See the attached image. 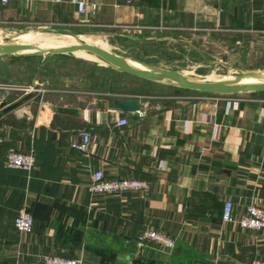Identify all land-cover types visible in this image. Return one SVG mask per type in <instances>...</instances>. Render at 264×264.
<instances>
[{"label":"crops","instance_id":"crops-1","mask_svg":"<svg viewBox=\"0 0 264 264\" xmlns=\"http://www.w3.org/2000/svg\"><path fill=\"white\" fill-rule=\"evenodd\" d=\"M85 1L98 5L96 14L80 15L70 0H0V24L87 28L132 40L194 31L197 53L206 48L193 55V67L264 68V0ZM118 24L148 28L134 36ZM36 65L17 77L16 66H0V99L9 104L25 96L24 88L44 89L0 110V264H45L44 255L82 257L83 264L264 259V231L223 222L226 200L237 219L250 203L264 206L263 98L178 94L151 101L104 93L84 100L81 77ZM117 97L141 100L138 119L114 108ZM121 117L130 123L116 126ZM87 132L89 152L73 149V136ZM30 147L34 170L5 167L9 149ZM96 169L145 179L151 190L95 196L88 182ZM26 202L36 222L32 233L20 234L14 218ZM148 225L176 237L174 250L140 249L137 237Z\"/></svg>","mask_w":264,"mask_h":264},{"label":"rangeland","instance_id":"rangeland-1","mask_svg":"<svg viewBox=\"0 0 264 264\" xmlns=\"http://www.w3.org/2000/svg\"><path fill=\"white\" fill-rule=\"evenodd\" d=\"M57 26V25H40L31 24L27 22H16L15 24H0V41L16 40L18 34L28 31H41L44 27ZM60 27V26H59ZM73 30L77 31V37L88 36L89 42L99 47H104L117 54L130 55L134 59L142 60L147 63L156 64L165 68H171L179 70L184 73H189L193 76L204 78L210 77L212 79H221L222 77L238 76L240 71L236 73H229L225 67L217 66V68H211L206 63L202 62L201 58L196 59L197 63L201 66L198 68L193 67L192 57L193 55H204L205 48H201V53H197V46L192 43L191 38H195L194 31H187L186 33L178 32L176 35L164 34L159 36L154 33L149 35V39L132 40L127 39L124 36H116L106 31H97L93 29H82L74 27ZM193 33V34H192ZM9 35V36H8ZM14 35V36H13ZM173 36V37H171ZM44 40V36L38 35V39H34L26 44L34 45L41 43ZM17 41V40H16ZM78 53L68 55H51L49 57L44 56H0V66H16L14 68V77L20 75L23 71L21 68L26 69L23 73H27L29 70H33L39 64L40 67L43 64L57 65L56 69L60 70L61 75H72L74 77H81L83 83L80 85L83 89L80 90L84 93L83 99H93L92 95L107 94V96L123 95L133 96L135 93L140 96L141 99L156 101L158 98L165 95H198V96H212L213 94H201L190 90H182L177 87L171 86L166 88L160 84L152 83L147 80H143L138 77H134L123 72H118L110 66H104L96 64L92 61L77 56ZM28 65V67H27ZM43 70L49 69L48 72L54 69L49 68L46 65ZM197 67V65H196ZM264 69V68H262ZM48 76V73L46 74ZM74 84V82H72ZM80 84V83H79ZM168 87V86H167ZM75 95V92L70 93ZM82 94V93H81ZM88 95V96H86ZM250 96L253 98L260 97L264 99V95L259 93H246L239 94ZM160 96V97H158ZM221 96V95H214ZM231 97V96H230ZM54 98V97H53ZM44 262V261H43ZM46 264V263H45Z\"/></svg>","mask_w":264,"mask_h":264},{"label":"built area","instance_id":"built-area-1","mask_svg":"<svg viewBox=\"0 0 264 264\" xmlns=\"http://www.w3.org/2000/svg\"><path fill=\"white\" fill-rule=\"evenodd\" d=\"M7 1V0H5ZM58 2L61 0H57ZM72 4L76 6L77 12L80 15L86 14L90 11L96 14L98 5L95 3H87L85 0H70ZM117 30L127 32L132 35L139 34L143 27L138 24H118L113 26ZM40 91L44 93V89L35 86L24 88L26 94ZM25 94V95H26ZM130 123L129 117L116 118L115 125L120 127L121 125H127ZM91 141V134L89 132L83 133L80 136L74 135L71 147L78 151L88 153L89 144ZM36 152L33 147L28 150H15L9 149L6 154L5 167L9 169H25L27 171L34 170L36 167ZM88 188L90 192L95 196H112L115 198H123L128 193L144 192L148 194L151 190V185L148 181L142 178H130L122 177L115 178L109 177L102 169H96L92 172L89 179ZM104 207L99 208L103 210ZM233 202L226 200L223 209V222L237 223L240 227L248 230H262L264 231V206L261 204L250 203L246 206L244 215L242 218L237 219L232 212ZM14 225L17 231L22 234H29L33 232L35 227V218L28 209L27 202L21 211L14 218ZM152 244L153 246L160 247L166 250H174L176 245V237L170 234L155 229L151 225L146 226L139 236L137 237V245L140 249ZM44 263L46 264H83L84 260L82 257H64L60 255H44L42 256ZM241 264H264V259H249L244 260Z\"/></svg>","mask_w":264,"mask_h":264},{"label":"water","instance_id":"water-1","mask_svg":"<svg viewBox=\"0 0 264 264\" xmlns=\"http://www.w3.org/2000/svg\"><path fill=\"white\" fill-rule=\"evenodd\" d=\"M41 31L46 33H55L60 35H73L77 36V31L71 28L50 26L44 27ZM77 52H88L98 55L101 58L106 59L115 67L116 71L123 72L125 74L147 80L152 83L162 84L168 87H177L182 90H190L201 94H213V95H227V96H239V94L246 93H260L264 92V69H243L239 68L240 75L236 77L228 76L221 79H210V77H196L189 73H184L179 70L165 68L156 64L147 63L142 60L134 59L132 56H124L117 54L104 47H99L89 42H82L79 44L68 46L64 49L51 48L43 49L34 45L24 43H12L9 41H0V56H44L49 57L51 55H68L75 54ZM233 73V72H229ZM242 76L253 78L255 82H243ZM34 93H28L22 98L18 99V102L9 104L5 99H0V110L7 112L18 108L24 101L33 97ZM113 106L116 110L124 111L131 114L133 119H138V111L142 107L141 100L137 98H125L117 97L113 100Z\"/></svg>","mask_w":264,"mask_h":264},{"label":"bare ground","instance_id":"bare-ground-1","mask_svg":"<svg viewBox=\"0 0 264 264\" xmlns=\"http://www.w3.org/2000/svg\"><path fill=\"white\" fill-rule=\"evenodd\" d=\"M38 35L40 36H44V40L41 43H36L35 45L37 47L43 48V49H51V48H58V49H64L67 48L68 46L71 45H75V44H79L82 42H89L88 37L87 36H73L70 34L67 35H60V34H55V33H46L43 31H28V32H24V33H20L17 35V37L15 38L16 40H7L9 42H14V43H24L26 44L27 42H31L34 39H38ZM9 36V35H8ZM14 36V35H13ZM2 42H6V41H2ZM90 43V42H89ZM82 58L87 59L89 61H92L96 64L99 65H104V66H110L111 68H114L115 66L113 64H111L109 61H107L104 58L99 57L98 55L95 54H91L88 52H77ZM234 77V76H232ZM211 79V78H210ZM241 81L243 82H255L257 81L256 78H250L247 76H242Z\"/></svg>","mask_w":264,"mask_h":264},{"label":"trees","instance_id":"trees-1","mask_svg":"<svg viewBox=\"0 0 264 264\" xmlns=\"http://www.w3.org/2000/svg\"><path fill=\"white\" fill-rule=\"evenodd\" d=\"M259 94H262V95H264V92H260Z\"/></svg>","mask_w":264,"mask_h":264}]
</instances>
